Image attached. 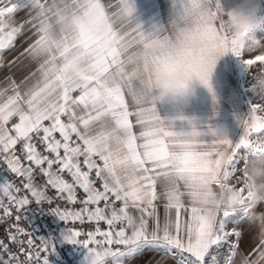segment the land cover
<instances>
[{"label": "snow or ice", "instance_id": "6c2138e0", "mask_svg": "<svg viewBox=\"0 0 264 264\" xmlns=\"http://www.w3.org/2000/svg\"><path fill=\"white\" fill-rule=\"evenodd\" d=\"M57 7L71 12V28L57 21ZM108 7L103 0H20L0 7V50L14 46L29 24L36 39L25 53L39 61L20 84L11 82V94L0 90V160L22 178L21 186L0 179V222L16 221L8 242L0 240V264H49L54 241L34 237L19 224L26 206L54 202L49 188L56 199L80 204L50 209L66 224L106 225L87 232L67 227L63 233L87 250L88 264H128L146 249L178 257L177 264H206L210 250L224 244L229 245L225 264H235L243 231H229L227 225L248 221L251 193L241 184L239 204L229 208L211 200L197 203L190 189L197 183H232L240 160L242 166L249 161L243 149L254 157L264 153V140L252 139L264 136V103L249 101L246 118L237 117L242 132L233 142L212 124L161 116L153 87L154 66L167 64L211 92L217 59L227 52L241 57L225 29L228 13L221 0H172L168 26L146 33L134 19L132 0H120L117 12ZM24 9L26 21L3 26L6 16ZM241 59L250 71L264 66V54ZM75 62L89 71L77 73ZM37 73L39 79L21 90ZM173 119L187 120L188 129L175 130ZM37 173L45 177L41 185L35 183ZM253 252L254 259L250 253L240 264H264V239ZM211 264H218L215 255Z\"/></svg>", "mask_w": 264, "mask_h": 264}, {"label": "crops", "instance_id": "0c3cea01", "mask_svg": "<svg viewBox=\"0 0 264 264\" xmlns=\"http://www.w3.org/2000/svg\"><path fill=\"white\" fill-rule=\"evenodd\" d=\"M19 1L20 0H9L8 2L0 3V7L7 4L18 3ZM103 2L106 7L111 5V7H108L109 12H117L119 10L120 0H103ZM132 3L134 4V19L142 26V29L146 33L154 32L161 26L167 27L173 17L172 0H132ZM221 4L226 11L232 8L254 5L259 9L260 14L264 16V0H221ZM25 10L27 9H24L22 13L15 15L17 17H12V14L8 15L5 17V20L18 22L20 21V17L27 12ZM28 18L27 14L23 21H26ZM255 31L257 35L264 38V23L257 25ZM33 33L34 29H32L31 25L25 24L22 33L16 37L14 46L0 50V90L8 89L9 91L7 94H11L10 85L12 81L20 84V82L28 76L29 73L35 71L38 66L39 61L33 60L27 53H25V49L36 39V36ZM134 50L135 49H131L130 51ZM245 70H248V68L243 64L241 57L236 56L232 52H227L217 59L213 71L211 72V92L208 87L200 83L199 80L193 78L192 83L195 89V94L191 98L190 103L187 105H173L167 101H157V109L161 116L170 119L183 115L189 119H194L195 122L204 125L205 127L207 124H212L219 132L226 134L230 140L236 142L242 132L237 117L245 118V110L249 109V101L251 100V97L246 93V90L249 89V82L246 79L247 73ZM37 79H39V73H37L35 77H32L27 85H22L21 90L34 83ZM213 92L215 93V100L213 99ZM127 99L131 110L134 108L132 99L131 97H127ZM173 124L177 131L188 129L187 120L182 121L179 119H173ZM95 127L98 129L99 125H95ZM134 130L138 133L140 131L139 126ZM260 137L261 136L254 135L252 139L254 141H260ZM253 158V154L248 155L249 160ZM243 163L244 161L241 159L240 164L237 165L236 174L231 180V182L235 183L237 187L241 186L239 181L241 173L239 170ZM2 178L4 177L0 174V179ZM35 183L41 185L36 177ZM157 203L159 206L161 221L163 222L164 209L162 207V201H158ZM185 203H188L187 198H185ZM132 211L136 214L134 210ZM49 214L54 221H62L51 211ZM172 215L174 218L175 213L173 212ZM187 216L188 213L186 211L182 212V219H187ZM149 224L151 226L152 221H150ZM234 228L243 231V235L239 240V254L235 258V264H240L243 256H248L250 253L252 254L250 258L254 259L255 253L253 252V249H255L260 242L257 235V229L254 226H251L248 221H244L240 224L229 223L227 225V230L229 231ZM65 231L66 230L61 234V242L70 243L63 237ZM73 245L77 249L83 247L80 244ZM228 249V244H224L219 248L213 247L210 250L209 255L206 257V264H211L212 255L217 257L218 264H225L224 258L228 253ZM75 252L77 253V251ZM86 255L87 250L85 249L82 255L81 253L78 255V264H88ZM177 259L178 257L169 255L160 250L146 249L134 259L130 260L128 264H177Z\"/></svg>", "mask_w": 264, "mask_h": 264}, {"label": "clouds", "instance_id": "9594fccd", "mask_svg": "<svg viewBox=\"0 0 264 264\" xmlns=\"http://www.w3.org/2000/svg\"><path fill=\"white\" fill-rule=\"evenodd\" d=\"M57 21L65 28H71L74 18L67 9H55ZM223 17L225 29L234 41V47L240 52L241 58L253 54H264V38L256 34L257 25L264 23V16L259 9L252 6L232 8ZM207 18L202 23H207ZM3 26L11 28L10 20H4ZM74 70L84 74L89 66L80 62L74 63ZM254 83L251 91L254 96L264 100V68L253 75ZM193 78L189 73L173 71L167 64L156 65L153 68V87L157 101H167L173 105H187L195 94ZM239 181L251 193L250 205L252 211L248 223L257 229L259 239H264V153L257 154L240 168ZM190 199L203 204L211 200L217 205L236 207L241 199V192L235 183L219 185L197 183L191 189ZM259 209V210H258Z\"/></svg>", "mask_w": 264, "mask_h": 264}, {"label": "built area", "instance_id": "2783aa9c", "mask_svg": "<svg viewBox=\"0 0 264 264\" xmlns=\"http://www.w3.org/2000/svg\"><path fill=\"white\" fill-rule=\"evenodd\" d=\"M17 151L19 152V146H17ZM0 174L8 180L14 181L17 186H21L22 178H18L15 176V174L10 173L7 170V165L2 160H0ZM35 177L39 183H44L45 177L43 175L37 173ZM67 178L70 179V177ZM26 194V192H21V195ZM48 195L53 197L54 202L49 204L47 200H45L43 204L32 203L26 206L23 213H20L22 219L19 221V224L21 227L31 232L34 237H43L45 239L51 238L54 241L55 251L51 252L48 256L49 264H78V255L80 253L82 255L85 251V248L81 247V249H77L73 244L62 243L60 239L62 232L66 230L67 227H75L83 232H87L97 226L103 229L106 227V225L103 223L96 225L88 222L83 224L80 222H76L75 224H66L64 221H54L49 214L51 208L56 206H60L61 208H79L80 204L77 203L72 205L66 201L56 199L55 191L50 188L48 189ZM78 195L80 198H83L84 193L78 190ZM4 202L7 203L6 198ZM15 214L16 213L14 212V215ZM0 215H2V212H0ZM15 222L16 221L13 218H7L0 222V240L8 242L10 226ZM24 239H26V237H24ZM37 243H39L38 240ZM10 250L13 252H18V246L16 244H11ZM75 251H77L79 254H77ZM20 258L21 260L24 259L23 256Z\"/></svg>", "mask_w": 264, "mask_h": 264}, {"label": "rangeland", "instance_id": "374dc122", "mask_svg": "<svg viewBox=\"0 0 264 264\" xmlns=\"http://www.w3.org/2000/svg\"><path fill=\"white\" fill-rule=\"evenodd\" d=\"M8 2L9 0H3V2L2 3H4V2ZM20 2V1H19ZM11 4H7V5H4V6H10ZM3 7V6H2ZM25 11H27V12H25V15H22V17H20V21H18V22H16V21H14V22H11L12 23V25H20L22 22H24L23 21V19H24V17H26V15L28 14V10H25ZM23 12V10H20V11H18V12H16V13H14V14H12V17L14 16V17H17V16H15V15H17V14H19V13H22ZM0 65H1V62H0ZM261 68H264V66H262V65H260V64H257L255 67H253L252 68V70L250 71L249 69L248 70H245L246 71V73H247V76H246V79L248 80V82H249V89L248 90H246V93L251 97V99H252V102L253 103H264V100H261L258 96H254L253 94H252V92L250 91V87H251V85L254 83V79H253V75L254 74H257V73H259V71L261 70ZM248 112V109H246L245 110V118H246V113ZM258 136H260V135H258ZM259 140H264V136H261L260 137V139ZM243 151L245 152V153H247V155H252V153H251V151L249 150V149H243Z\"/></svg>", "mask_w": 264, "mask_h": 264}]
</instances>
